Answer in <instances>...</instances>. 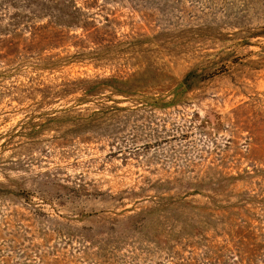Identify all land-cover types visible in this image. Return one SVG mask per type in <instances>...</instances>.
<instances>
[{"label":"rangeland","instance_id":"374dc122","mask_svg":"<svg viewBox=\"0 0 264 264\" xmlns=\"http://www.w3.org/2000/svg\"><path fill=\"white\" fill-rule=\"evenodd\" d=\"M0 264H264V0H0Z\"/></svg>","mask_w":264,"mask_h":264}]
</instances>
